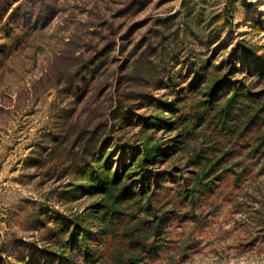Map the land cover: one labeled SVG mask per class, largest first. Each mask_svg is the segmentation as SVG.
<instances>
[{
    "label": "rangeland",
    "instance_id": "rangeland-1",
    "mask_svg": "<svg viewBox=\"0 0 264 264\" xmlns=\"http://www.w3.org/2000/svg\"><path fill=\"white\" fill-rule=\"evenodd\" d=\"M0 264H264V0H0Z\"/></svg>",
    "mask_w": 264,
    "mask_h": 264
}]
</instances>
